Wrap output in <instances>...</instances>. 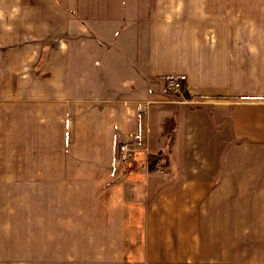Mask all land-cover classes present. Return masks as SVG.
<instances>
[{
  "label": "crops",
  "instance_id": "obj_1",
  "mask_svg": "<svg viewBox=\"0 0 264 264\" xmlns=\"http://www.w3.org/2000/svg\"><path fill=\"white\" fill-rule=\"evenodd\" d=\"M140 2L0 0V264H264V6Z\"/></svg>",
  "mask_w": 264,
  "mask_h": 264
},
{
  "label": "rangeland",
  "instance_id": "obj_2",
  "mask_svg": "<svg viewBox=\"0 0 264 264\" xmlns=\"http://www.w3.org/2000/svg\"><path fill=\"white\" fill-rule=\"evenodd\" d=\"M223 2L224 3H222V4L227 9L228 13L231 12L232 15L237 13L236 17H240L242 31L244 33L250 34V32H252L254 30L253 20H255V18L257 17V13H260V7L264 6V0H223ZM140 5H141L140 0H131V11H133L134 17L136 16V14L138 15L137 12H139V15H141ZM8 91H9V89H4L3 87L0 88V99H3L4 93L8 94L7 93ZM171 96L177 97L179 95L171 94ZM1 123H3V124L7 123L8 124L9 120L8 119H1L0 124ZM5 130H6V132H7V130H9L8 125H7V128ZM3 133H4V130H3V132L0 130V136L2 135V138L7 139L6 143H8V144H5L7 149L5 151L0 152V159L5 160V161L6 160L9 161L13 158V156H14L13 154L15 152L12 153L9 150V146H10L9 143L11 142L9 132L5 133L6 136H4ZM23 142L24 141L21 140V143H23ZM22 146L26 147V145H22ZM18 150L19 151H16L17 159H22V158L24 159L25 158L24 148H20ZM166 168H168L167 163L162 164V169H161L160 175L165 173V175H167V177H169V178H171V176H172V178L175 177L176 170L171 167L168 171V170H166ZM8 171H9V168H7V169L0 168V175L5 174L4 176H7ZM161 178H162L161 182L165 183L166 179L164 178V175H163V177L161 176Z\"/></svg>",
  "mask_w": 264,
  "mask_h": 264
},
{
  "label": "built area",
  "instance_id": "obj_3",
  "mask_svg": "<svg viewBox=\"0 0 264 264\" xmlns=\"http://www.w3.org/2000/svg\"><path fill=\"white\" fill-rule=\"evenodd\" d=\"M182 85L177 79H169L165 84V91L169 94L180 95L182 92ZM130 153V147L127 144L119 145L117 154L120 159L126 160Z\"/></svg>",
  "mask_w": 264,
  "mask_h": 264
},
{
  "label": "trees",
  "instance_id": "obj_4",
  "mask_svg": "<svg viewBox=\"0 0 264 264\" xmlns=\"http://www.w3.org/2000/svg\"><path fill=\"white\" fill-rule=\"evenodd\" d=\"M161 159L162 157L159 154H150L148 157V160L150 161V163L161 160ZM150 170H152V167H150Z\"/></svg>",
  "mask_w": 264,
  "mask_h": 264
}]
</instances>
